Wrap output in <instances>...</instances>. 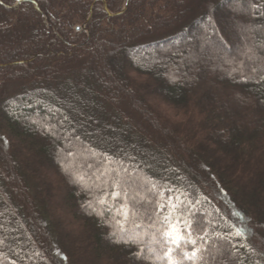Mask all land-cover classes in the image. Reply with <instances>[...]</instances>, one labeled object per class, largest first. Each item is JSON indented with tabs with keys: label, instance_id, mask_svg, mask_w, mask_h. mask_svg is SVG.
I'll use <instances>...</instances> for the list:
<instances>
[{
	"label": "trees",
	"instance_id": "1",
	"mask_svg": "<svg viewBox=\"0 0 264 264\" xmlns=\"http://www.w3.org/2000/svg\"><path fill=\"white\" fill-rule=\"evenodd\" d=\"M124 3H0L3 264H153L146 249L137 253L154 230L155 202L172 194L199 201L209 264H264V49L257 56L248 35L253 24L264 30V0H130L121 11ZM194 6L202 12L188 22ZM211 43L241 51L211 55ZM109 54L124 71L118 80L98 67ZM74 89L82 106L65 95ZM65 117L74 119L69 147ZM56 184L66 187L62 211ZM125 204L127 218L117 211ZM232 224L248 233L232 238L235 255H221L216 247L229 245L211 234ZM132 234L144 243L119 242Z\"/></svg>",
	"mask_w": 264,
	"mask_h": 264
},
{
	"label": "snow or ice",
	"instance_id": "2",
	"mask_svg": "<svg viewBox=\"0 0 264 264\" xmlns=\"http://www.w3.org/2000/svg\"><path fill=\"white\" fill-rule=\"evenodd\" d=\"M15 2L19 5L22 0H15ZM208 2L211 4L213 0H208ZM0 3H3V0H0ZM33 3H35V0H33ZM252 7L257 8L259 6L253 4ZM209 25L213 27L215 32V24L211 13H209ZM77 31H79V28H77ZM249 59H252L251 55ZM4 143L7 144V141L5 140ZM114 184L117 187L120 186L119 181H114ZM166 191L172 192L171 189ZM110 195L118 197L120 193L112 192ZM185 200L186 198L182 199V194H172L155 202L156 219L150 224V227L154 230L150 233V240L145 244V247L138 250V258L143 257L146 249L150 253L153 264H209V260L216 259L209 249L208 225L204 223L202 216H198L193 211L194 205L199 201H188L186 203ZM117 211L127 218L128 209L126 204L122 205ZM165 212L167 214H164ZM232 215L238 214L233 213ZM140 227L141 225L134 224V228ZM229 227L234 231H229L226 235L215 231L211 234L217 242L223 241L229 245V247H225L224 244H219L216 247V252L221 255H235V253L230 252V249L236 248V245L231 243L232 238H242L248 233V229L244 224H240V226L232 224ZM137 241L144 243L136 234H132L131 241L122 239L119 242L136 243ZM3 244L4 239L0 238V246ZM35 255H39V253H35ZM56 255L59 256L60 253L57 251ZM28 258L31 259V256ZM4 259H7V257L0 253V264H3ZM9 264H16V261L10 260Z\"/></svg>",
	"mask_w": 264,
	"mask_h": 264
},
{
	"label": "rangeland",
	"instance_id": "3",
	"mask_svg": "<svg viewBox=\"0 0 264 264\" xmlns=\"http://www.w3.org/2000/svg\"><path fill=\"white\" fill-rule=\"evenodd\" d=\"M125 4V3H124ZM123 7H124V5L122 6V8H121V11L123 10ZM202 12V10H196V7L194 6V9L193 10H191L190 11V15H191V17H190V19L188 20V22L194 17V16H197L199 13H201ZM243 11H240L239 9L236 11V12H234L233 14H235L234 16H233V14L231 15V16H233L234 18H235V20L237 21V20H242L243 19ZM259 21H261V18L259 17H257V20H256V22H254L255 24H257V23H259ZM86 25V23L85 24H83L82 25V28H84V26ZM182 24H180L177 28H176V30H179V27L181 26ZM227 25H229V24H227ZM174 34V30L173 31H171L170 33H167L166 35H170V34ZM245 34V33H244ZM248 35H249V37L251 38V40H252V44H253V46H254V48H255V54L257 53V56H259L260 54H261V48L262 49H264V30L263 29H258L254 24L252 25V27L251 28H249V32H248ZM226 37H227V39L228 40H231L230 38L231 37H229V35H226ZM242 37V36H241ZM230 45V44H229ZM230 47H228V48H226L225 46H223V45H220V44H213V43H211V44H209V47L207 48V49H209V53H211V55H219V53H221L222 55H227V56H233V55H237V54H239L240 53V51H241V48L238 46H236V47H234V49H229ZM207 49H205L204 47L202 48V50L200 51V52H204V54L205 53H207L206 52V50ZM257 50H259V51H257ZM112 54H109V56H106V57H102L103 58V61L102 62H98V67H101V68H103V69H105V70H107L108 72H109V74L111 75V78L113 79H115V80H118V78H119V74H121V75H123L124 74V71L122 70V68H121V66L118 64V62H116V63H113V62H111V60H112V58L114 59L115 58V56H111ZM221 55V56H222ZM116 57H117V59H118V56L116 55ZM238 57V56H237ZM116 59V58H115ZM204 60L206 61L205 63H204V66H207L208 64H210V61L208 60V58H206V57H204ZM118 61V60H117ZM193 65H197V60H195V61H193ZM114 70H116V71H114ZM92 71V70H91ZM186 72H188V71H186ZM186 72H184V74L186 73ZM195 74V73H194ZM103 80H106L105 78H103ZM17 86L18 85H11L10 86V90H12V91H14V90H16V88H17ZM75 91L73 92V93H69V92H67L65 95H67V97H70L71 96V98H72V96L74 95V97L77 99V101H73V103H72V105L74 106L75 104H79L80 106H82L81 104L82 103H80L79 101V99H83V97H84V95L83 94H81V92L79 91V89H74ZM69 93V94H68ZM70 99V98H69ZM82 108H84V107H82ZM73 121L74 119L72 118V119H70V118H68V117H65V118H62V119H60L59 120V125H60V130H61V135L63 136V140H64V142H65V147H69V142H70V140H69V137H70V135H67L65 132H67V129H66V127H65V125L66 124H68L69 123V121ZM74 122V121H73ZM79 123L81 124V126H82V130L83 131H81L80 130V134L81 135H84L85 133H84V131H86V129L87 128H89V126H87V125H85V123H83V122H81V121H79ZM46 131L47 132H49V129L48 128H46ZM66 134V135H65ZM86 138V137H85ZM72 157V156H71ZM71 157H68V158H65V156L63 155V153L62 154H60V156H59V158L60 159H63V162L64 161H68L66 164H65V166L63 167L62 166V164L60 163L59 165H60V167H61V169H63V168H65V167H67V168H69V166H70V164H69V162H70V159H72ZM83 177H84V175H83ZM73 178H74V183L77 185V186H80V185H84L85 183H84V181H85V178H81V177H79V176H77V173H74L73 174ZM64 189H66V187L64 186V185H62V186H60L59 184H56V192H55V199H56V197H57V199H56V203L57 204H59V210L58 211H62V204H63V202H65L64 200V198H63V194H62V192L61 191H64ZM61 197H62V199H61ZM25 231H27V232H31V230H29V228L28 227H26L25 226ZM20 259V258H19ZM19 259H16L15 261L18 263V264H23V262L22 261H20ZM22 262V263H21Z\"/></svg>",
	"mask_w": 264,
	"mask_h": 264
},
{
	"label": "water",
	"instance_id": "4",
	"mask_svg": "<svg viewBox=\"0 0 264 264\" xmlns=\"http://www.w3.org/2000/svg\"><path fill=\"white\" fill-rule=\"evenodd\" d=\"M130 0H125V4H124V7H123V10L126 8L127 4L129 3ZM85 27V26H84Z\"/></svg>",
	"mask_w": 264,
	"mask_h": 264
}]
</instances>
